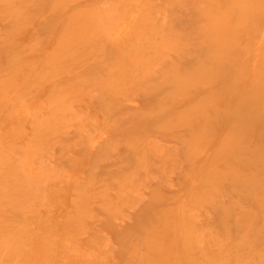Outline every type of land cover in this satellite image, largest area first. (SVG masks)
<instances>
[{
	"label": "bare ground",
	"instance_id": "6f19581e",
	"mask_svg": "<svg viewBox=\"0 0 264 264\" xmlns=\"http://www.w3.org/2000/svg\"><path fill=\"white\" fill-rule=\"evenodd\" d=\"M0 264H264V0H0Z\"/></svg>",
	"mask_w": 264,
	"mask_h": 264
}]
</instances>
